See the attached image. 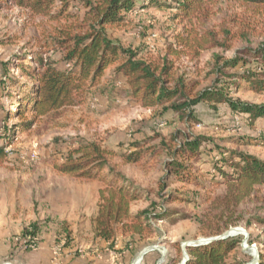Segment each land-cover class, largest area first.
I'll return each mask as SVG.
<instances>
[{
	"label": "rangeland",
	"instance_id": "obj_1",
	"mask_svg": "<svg viewBox=\"0 0 264 264\" xmlns=\"http://www.w3.org/2000/svg\"><path fill=\"white\" fill-rule=\"evenodd\" d=\"M67 13L72 17L54 20L17 6L0 10V83L4 82L0 84V124L4 111L12 109L17 95L11 81L26 79L23 71L28 68L31 55L65 67L58 44L63 38L60 31L81 32L80 25L85 29L88 26L86 9L79 0L72 2ZM176 13L175 7L140 8L127 15L122 25L107 27L109 38L137 52L139 58L156 65L165 59L173 62L171 73L175 80L182 79L186 95L178 97L176 103L193 99L197 91L214 85L216 68L225 59L240 55L248 62L226 69L229 74L262 70L260 60L240 52L264 43L261 9L256 11L237 0H214L189 18L176 17ZM206 32L230 46L201 51L191 58L181 40ZM219 81L226 87L234 79L222 78L221 83L220 77ZM236 83L238 88L235 84L230 86L234 89L230 96L264 104V89H242L243 82L238 79ZM191 109L194 116L188 118L186 109L144 107L127 96L124 76L109 68L101 83L87 90L81 105L38 117L31 128L16 130L13 143L7 148L8 158L0 163V264H133L139 253L149 247L156 249L147 252L139 264H180L184 254L188 255L187 247L211 238L202 231L198 218L207 205L206 198L222 193L224 188L210 183L201 189L168 182L161 190V184L167 182L163 179L164 161L173 158V149L186 138L205 136L220 147L264 159V116L251 124L248 117L208 101ZM27 117L31 119L32 115ZM16 121L9 119L8 124ZM244 138L251 144H235L233 140ZM83 141L97 142L115 153L111 164L143 195L142 200L131 205L133 213L156 204V208L175 211L172 217L177 220L172 224L166 220L151 221L153 232L143 237L122 233L119 227L112 242L96 238L91 219L102 184L76 180L54 168ZM150 147L154 149L152 154L146 153ZM139 150L144 152L142 165L121 159L120 155ZM173 189H179L191 202L164 203L165 195ZM260 197H264V187L240 206L243 221L226 230L237 229L226 238L238 240L228 261L253 264L256 254L257 264H264V202Z\"/></svg>",
	"mask_w": 264,
	"mask_h": 264
},
{
	"label": "trees",
	"instance_id": "obj_2",
	"mask_svg": "<svg viewBox=\"0 0 264 264\" xmlns=\"http://www.w3.org/2000/svg\"><path fill=\"white\" fill-rule=\"evenodd\" d=\"M73 1L75 0H0V10L17 6L54 20L61 17L69 19L72 15L67 12ZM213 1L146 0L136 3L135 0H79L86 9L85 20L88 26L85 29L80 25L81 32H73L72 29L60 31L63 38L58 44L63 52L65 67L59 68L53 60L33 54L28 68L23 71L26 79L11 81L17 95L11 104L12 109L5 110L1 118L0 163L8 158L7 148L13 143L16 130L31 128L38 117L68 106L81 105L87 90L100 84L109 68L124 76L127 96L139 101L144 107H162L165 111L186 109L189 110L186 116L190 118L194 116L192 106L208 101L223 104L229 112L244 115L254 124L264 116V104L251 103L229 94L234 90L230 87L232 84L238 88V79L243 82L242 89H264V43L255 49H240L245 57L261 61V71L229 74L225 72L226 69L237 68L239 64L248 62L240 55L225 59L216 68L217 79L214 85L200 89L193 99L176 103L178 97L186 98V95L182 79L177 81L173 78L172 61L165 59L161 65L151 64L139 58L137 52L123 47L107 35V27L122 25L127 15L140 8L175 7L176 17L189 18ZM237 1L264 12V0ZM181 42L188 49L187 54L191 58L197 57L201 51L230 46L229 43L219 41L210 32L202 36L186 37ZM2 66L6 67V63ZM220 77L221 83L222 78L234 81L223 87L220 85ZM0 84L3 85L4 82ZM28 114L32 115L31 119H28ZM9 119L17 121L9 125ZM233 140L235 144H251L247 138ZM152 152L153 148L146 149V153ZM172 154V159L164 161L163 179L167 182L161 184V190L168 182L195 185L201 189L210 183L224 188L222 193L205 199L207 205L202 209L198 222L206 236L221 235L231 226L240 224L244 219L240 206L251 199L260 187H264V159L248 152L220 147L210 137L186 138L182 145L173 149ZM114 155L115 153L97 142L83 141L70 151L64 161L54 167L58 173L76 180L98 181L102 184L98 189L96 212L91 219L95 237L112 242L119 227L122 233L143 237L153 232L151 221L166 220L169 224L175 222L177 217H172L175 211L162 206L156 208V204H150L137 213L132 212L131 205L142 200L143 195L129 178L111 164L110 159ZM120 156L124 163L142 165L144 152L139 150ZM205 178L206 182L203 181ZM165 196L164 203L178 200L191 202L179 189H173ZM260 200L264 202V197H260ZM237 246L238 240L233 238L191 245L187 247L186 264H236L235 261L228 260L231 259V251Z\"/></svg>",
	"mask_w": 264,
	"mask_h": 264
},
{
	"label": "water",
	"instance_id": "obj_3",
	"mask_svg": "<svg viewBox=\"0 0 264 264\" xmlns=\"http://www.w3.org/2000/svg\"><path fill=\"white\" fill-rule=\"evenodd\" d=\"M236 231H237V229H232V231H226L223 235H219V236H216V237H211V238H208L207 240H202L201 242H199V243L196 244V245L206 244V243H209V242L212 241V240L224 239V238H226L227 236L233 235ZM155 249H156L155 247H149V248L144 249L143 251H141V252L139 253L140 258L142 259V257H143L147 252H149V251H151V250H155ZM187 259H188V255L184 254V259L182 260V262H181L180 264H186ZM257 259H258V255H256L253 264H257V262H256Z\"/></svg>",
	"mask_w": 264,
	"mask_h": 264
},
{
	"label": "bare ground",
	"instance_id": "obj_4",
	"mask_svg": "<svg viewBox=\"0 0 264 264\" xmlns=\"http://www.w3.org/2000/svg\"><path fill=\"white\" fill-rule=\"evenodd\" d=\"M255 257H256V254H255L254 258H255ZM254 258H253V260H252L253 263H254ZM140 260H141V258H140V255H139L133 264H139Z\"/></svg>",
	"mask_w": 264,
	"mask_h": 264
}]
</instances>
